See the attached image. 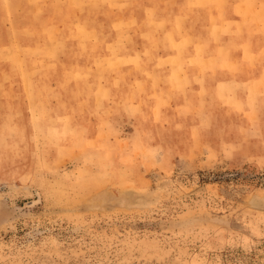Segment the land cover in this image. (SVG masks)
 Instances as JSON below:
<instances>
[{"label":"rangeland","instance_id":"374dc122","mask_svg":"<svg viewBox=\"0 0 264 264\" xmlns=\"http://www.w3.org/2000/svg\"><path fill=\"white\" fill-rule=\"evenodd\" d=\"M0 0V264H264V11Z\"/></svg>","mask_w":264,"mask_h":264},{"label":"crops","instance_id":"0c3cea01","mask_svg":"<svg viewBox=\"0 0 264 264\" xmlns=\"http://www.w3.org/2000/svg\"><path fill=\"white\" fill-rule=\"evenodd\" d=\"M252 3H256L258 10L264 11V0H253Z\"/></svg>","mask_w":264,"mask_h":264}]
</instances>
